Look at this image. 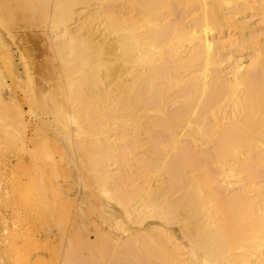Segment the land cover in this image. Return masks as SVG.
Wrapping results in <instances>:
<instances>
[{
    "label": "bare ground",
    "instance_id": "bare-ground-1",
    "mask_svg": "<svg viewBox=\"0 0 264 264\" xmlns=\"http://www.w3.org/2000/svg\"><path fill=\"white\" fill-rule=\"evenodd\" d=\"M0 264H264V0H0Z\"/></svg>",
    "mask_w": 264,
    "mask_h": 264
},
{
    "label": "rangeland",
    "instance_id": "rangeland-1",
    "mask_svg": "<svg viewBox=\"0 0 264 264\" xmlns=\"http://www.w3.org/2000/svg\"><path fill=\"white\" fill-rule=\"evenodd\" d=\"M250 11L253 12L254 15L251 16V17H247L246 21H247V23L249 24L250 27L258 28L259 27L258 22H259V17L261 15V10L252 8ZM234 31H236V29H234ZM39 43H40V41L36 40L35 48L33 49V54H35V55L39 54L41 52V45ZM15 51H16L15 46H13V52H14V55H15L14 60L17 63V61H18V57L17 56L18 55H17V52L15 53ZM38 59H40V58H36V59L34 58V62L36 63V60H38ZM20 70L22 71L21 67H19V71ZM13 86H15V85H11V89L13 88L12 90L14 91V87ZM10 217L11 218L15 217V214L12 211H10ZM74 225H78V224L74 223ZM89 237H90V240H93L94 239V234L93 233L89 234Z\"/></svg>",
    "mask_w": 264,
    "mask_h": 264
}]
</instances>
